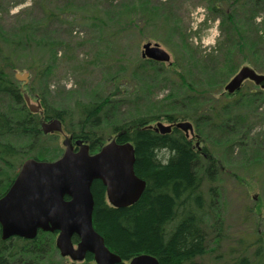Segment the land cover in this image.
I'll return each mask as SVG.
<instances>
[{
	"label": "rangeland",
	"instance_id": "rangeland-1",
	"mask_svg": "<svg viewBox=\"0 0 264 264\" xmlns=\"http://www.w3.org/2000/svg\"><path fill=\"white\" fill-rule=\"evenodd\" d=\"M236 1L242 0H0V33L8 38L3 51L10 50L13 33L26 30L47 45L41 58H34L38 54L24 45L20 57L12 59L21 67L12 71L13 78L15 72H28L26 83L15 80L30 100L42 108L66 111V119H61L66 134L78 127L80 103L101 100L106 112L100 126L92 129L103 143L115 136L113 125L138 116L159 115L152 125L168 124L162 119L167 113L191 117L183 120L192 124L193 143L206 148L215 161L210 173L206 160L202 162L199 173L210 241L208 252L197 260L201 264L251 256L258 240L264 247V90L248 80L241 98L224 89L244 65L264 73V44L235 54L237 29L225 19L252 18L245 25L258 28L264 42V4L253 8ZM147 41L158 43L170 61L154 66L142 62L141 47ZM9 54L14 57V50ZM203 64L209 65L212 77ZM177 73L187 74L186 81L196 88L207 81L213 89L193 94ZM195 108L210 119L196 123ZM0 109L16 114L20 106L0 96ZM44 135L36 143L19 135L5 136L22 151L10 161L58 158L63 135ZM54 241L55 236L53 245ZM38 264L94 263H72L56 249L51 260L49 256Z\"/></svg>",
	"mask_w": 264,
	"mask_h": 264
},
{
	"label": "trees",
	"instance_id": "trees-1",
	"mask_svg": "<svg viewBox=\"0 0 264 264\" xmlns=\"http://www.w3.org/2000/svg\"><path fill=\"white\" fill-rule=\"evenodd\" d=\"M236 3L261 8L264 0H249V2L242 0ZM133 8L135 10V7ZM216 8L217 6L214 7ZM225 19L230 21L233 29L234 27L237 29L235 54L240 55L242 51L246 53L249 45L263 48L264 42L259 36V29L256 27L253 29L250 24L245 25L246 21L252 18L235 21L233 16L228 15ZM28 34V30L22 34L13 33L10 44V50H14L12 57L9 54L10 50L3 51V42L8 38L0 33V96L20 106L16 114L0 109V196L8 188L20 163V160L15 163L10 159L19 153L22 154V151L5 141L4 137L19 135L31 138L32 142L36 143L39 137H45L40 129L42 119L53 117L66 119L65 110H55L46 106L41 113L31 112L22 96L25 90L17 84L16 78H13L12 71L21 67L12 59L20 57L25 49L24 45L30 47L33 54H38L34 58H41L47 52V45L45 46L42 38H33ZM48 51L52 49L49 48ZM141 60L150 66L156 64L151 59L141 57ZM197 61L201 62L200 59ZM202 67L211 77L214 75L210 72L208 64H203ZM26 68L35 71L38 66ZM177 75L182 84L193 94H207L213 89L207 86V81L196 88L186 81L187 74L177 73ZM116 80L123 81L122 78ZM241 88L233 93H226L233 95L234 98L236 96L241 98L243 96ZM196 97L198 96H192L191 101ZM102 103V100L80 103L78 127L72 131L68 129L74 137L89 142L91 151L99 149L104 144L103 141H99V136H95L97 132L92 129L100 126L102 116L106 112L103 108L105 103ZM205 113L199 114V108L194 109V115L197 116L196 123L210 119ZM185 118L191 117L177 113L162 115V119L169 124H175ZM157 119L159 115L138 116L128 122L113 125L117 142L132 143L135 155L134 171L139 178L145 180L146 186L135 203L124 207H113L106 201L104 185L100 180L95 179L91 185L94 200L93 227L103 237L105 245L121 257L122 260L117 264H127L133 256L143 253L155 256L160 264H201L197 260H200L210 247L209 228L205 219V201L201 193L202 182L199 175L202 170L201 162H205L203 154L206 153V148L198 149L193 140L176 126H172V129L165 133L154 130L150 124ZM208 172L210 173L211 169H208ZM54 236L55 232L41 231L33 239L18 236L1 239L0 231V264H38L43 258L47 261L49 256L51 260L56 252L53 245ZM72 241L77 242L78 238L73 235ZM45 244H48L47 248ZM255 244L251 256L236 255L213 264H264V247L259 240ZM249 245L252 246L253 243L246 247ZM92 261V254L87 253L85 262Z\"/></svg>",
	"mask_w": 264,
	"mask_h": 264
},
{
	"label": "water",
	"instance_id": "water-1",
	"mask_svg": "<svg viewBox=\"0 0 264 264\" xmlns=\"http://www.w3.org/2000/svg\"><path fill=\"white\" fill-rule=\"evenodd\" d=\"M141 56L154 61H170V56L158 43H143ZM15 78L24 83L28 72H15ZM249 79L264 87V74L244 65L224 85L228 93L238 90L242 81ZM28 109L41 112L39 102L33 103L23 93ZM174 126L186 135L193 132L189 121H178ZM44 132L61 131V120L53 118L41 122ZM156 131H170L171 125L160 121ZM71 136L62 140L64 151L52 161L27 158L17 170V175L0 197L1 238L20 236L33 238L38 230L56 231L55 245L60 255L81 261L88 252L96 264H117L121 257L112 252L103 237L94 229L92 213L94 200L91 185L101 181L108 202L114 207L135 203L143 193L146 183L134 171V147L130 142L119 143L115 139L103 145L99 151L89 154L88 145L80 139L73 150ZM78 238L76 245L72 236ZM128 264H160L151 254L133 256Z\"/></svg>",
	"mask_w": 264,
	"mask_h": 264
},
{
	"label": "flooded vegetation",
	"instance_id": "flooded-vegetation-1",
	"mask_svg": "<svg viewBox=\"0 0 264 264\" xmlns=\"http://www.w3.org/2000/svg\"><path fill=\"white\" fill-rule=\"evenodd\" d=\"M77 137H74L73 135H72V143L74 144V141H75V139H76ZM111 140H112V138H111ZM84 142H86V141H84ZM87 144H88V151H89V153H92V152H95V151H91L90 150V143L89 142H86ZM102 146V145H101ZM100 146V147H101ZM99 147V148H100ZM198 149H200L198 146H196ZM78 148H77V146H75V144H74V151H76ZM98 150V149H97ZM203 158L206 160V162H207V165H206V169L208 170V169H211V171H213V169H215L214 168V163H215V161H214V159L212 158V156L210 155V154H208V152H207V150H206V153L205 154H203ZM213 159V160H212ZM202 163V162H201ZM203 164V163H202ZM202 164H201V166H202ZM39 232H41V230H38V232L37 233H39ZM38 235V234H37ZM36 235V236H37ZM35 236V237H36ZM35 237H33V238H35ZM32 239V238H31ZM82 262H85V259L84 260H82L81 261V263Z\"/></svg>",
	"mask_w": 264,
	"mask_h": 264
},
{
	"label": "clouds",
	"instance_id": "clouds-1",
	"mask_svg": "<svg viewBox=\"0 0 264 264\" xmlns=\"http://www.w3.org/2000/svg\"><path fill=\"white\" fill-rule=\"evenodd\" d=\"M257 19H259V17H257Z\"/></svg>",
	"mask_w": 264,
	"mask_h": 264
}]
</instances>
